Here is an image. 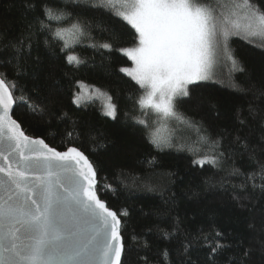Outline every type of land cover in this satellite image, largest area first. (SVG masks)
Masks as SVG:
<instances>
[{
    "label": "trees",
    "instance_id": "16d2710c",
    "mask_svg": "<svg viewBox=\"0 0 264 264\" xmlns=\"http://www.w3.org/2000/svg\"><path fill=\"white\" fill-rule=\"evenodd\" d=\"M24 2L0 0V75L16 102L13 118L29 138L59 152L74 147L91 162L100 201L121 221V264H264V178L250 179L264 162V45L235 35L229 51L242 71L230 62L218 81L189 86L175 101L183 120L164 121L171 146L157 148L151 137L163 119L140 105L145 91L121 71L133 66L122 50L138 46L134 28L100 0H53L65 14L48 22L53 32L85 29L58 39L37 30ZM252 3L264 11V0ZM29 23L31 48L18 54L9 42L26 37ZM69 54L83 63H68ZM81 85L111 97L116 118L98 100L75 102ZM204 158L217 162L194 163ZM217 242L225 247L213 252Z\"/></svg>",
    "mask_w": 264,
    "mask_h": 264
},
{
    "label": "snow or ice",
    "instance_id": "6c2138e0",
    "mask_svg": "<svg viewBox=\"0 0 264 264\" xmlns=\"http://www.w3.org/2000/svg\"><path fill=\"white\" fill-rule=\"evenodd\" d=\"M52 4L53 0H25L24 7L35 13L38 31L52 32L58 39L71 30L85 35L79 23L71 30L57 28L53 32L48 22L61 21L65 14ZM117 4L125 10H116ZM218 4L215 7L199 0H100L97 6L127 21L138 34V46L122 50L135 67L121 71L145 91L139 101L142 107L183 120L176 112L175 100L190 95L188 85L210 78L209 68L218 50L242 71L227 41L241 30L264 36V11L252 0H228L227 4L218 0ZM238 14L246 21L243 25L234 19ZM33 26L27 25L26 37L9 42L18 54L25 47L31 48ZM100 47L110 51L112 45L103 43ZM66 59L70 64L83 63L75 54ZM13 103L12 92L0 75V264H121L124 245L119 219L93 191L95 170L87 157L74 147L59 152L43 139L25 136L10 117ZM106 114L115 119L116 105L109 104ZM137 123L148 127L144 120ZM151 143L157 148L171 146L155 135ZM81 161L87 171L76 170ZM216 162V158L194 161L201 166ZM256 164L259 173L252 174L253 181L257 174L264 178V162ZM260 187L264 189V185ZM224 247L217 242L211 250ZM243 255L246 258L248 253Z\"/></svg>",
    "mask_w": 264,
    "mask_h": 264
},
{
    "label": "rangeland",
    "instance_id": "374dc122",
    "mask_svg": "<svg viewBox=\"0 0 264 264\" xmlns=\"http://www.w3.org/2000/svg\"><path fill=\"white\" fill-rule=\"evenodd\" d=\"M116 8L119 11H124L125 10L124 8H122L120 6V4H117L116 5ZM234 19H237L241 23V25H243L244 23H246V21L239 14L237 15V17H234ZM235 35L240 36V37H242L245 40H248L250 42H253L255 45L257 43L259 45H264V36H262V35H255V36L248 35L243 30H241L239 34H232V35H230V37H229V39L227 41L228 50H229V42H230V40ZM221 39H222V37H221ZM127 58H129V57L127 56ZM130 61H131V63H133V66L132 67H129V68H134L135 67L134 62L131 59H130ZM230 62H231V60H229L227 58V56L222 51L218 50L217 51V55L214 57L213 63L211 65V67L209 68V76H210V78L208 80H204V81H197L196 83L205 82V81H213V82L218 81L219 79L222 78V76H224L225 71H226V69H225L226 68V64L227 63H230ZM125 74H127V73L125 72ZM128 77H130V76H128ZM130 78H132V77H130ZM191 85H194V84H190V85H188V87L191 86ZM80 87H81V92H80V94L77 95V97H79V100L77 102L78 104H80V105H86V103L96 102L98 100L103 105V107H105V112L107 111L108 105L110 104V99L109 98L107 99L106 97H104L103 95H101L99 92L93 91L90 88V86L81 85ZM180 98H184V97H177L176 100L177 99H180ZM76 101H77V99H76ZM149 109H151V108H149ZM151 110H153L156 114H158V117L161 116V118L163 119V121H162V124L163 125L157 126V124L159 122L158 123H156V122L158 120L154 123V127L157 126L158 128L156 127L157 129L155 130V132L153 134L155 136L159 137V138H162L161 140L164 141V142L169 141V135L164 134V131L166 130V125H164V121H165V119L167 117H164L163 114H161V113H157L154 109H151ZM168 118L170 119V118H173V117H168ZM169 119H167V120H169Z\"/></svg>",
    "mask_w": 264,
    "mask_h": 264
},
{
    "label": "water",
    "instance_id": "95a60500",
    "mask_svg": "<svg viewBox=\"0 0 264 264\" xmlns=\"http://www.w3.org/2000/svg\"><path fill=\"white\" fill-rule=\"evenodd\" d=\"M9 91H11V90H9ZM13 96V95H12ZM15 107H16V102L14 101V103L11 105V107H10V110H9V114H10V117H11V119H13L14 120V118H13V114H14V109H15ZM18 123V122H17ZM19 124V123H18ZM19 126H20V124H19ZM20 130L23 132V130H22V128H21V126H20ZM24 133V132H23ZM24 135L25 136H27L25 133H24ZM28 137V136H27ZM32 139V138H31ZM33 140H35V139H33ZM85 156V155H84ZM88 160V159H87ZM89 162V161H88ZM73 164H75V162L73 161L72 162ZM89 163H91V162H89ZM92 165V164H91ZM76 167V170L77 171H79V170H84V171H87V165L86 164H84L83 163V161H81V163L79 164V165H76L75 166ZM92 167H93V165H92ZM94 169V168H93ZM67 175H71V173H68ZM80 179H83L82 177H80ZM84 183H85V186L87 185V181H84ZM97 174L95 173V183H94V186H93V191L96 193V188H97ZM96 195H97V198L99 199V197H98V194L96 193ZM100 200V199H99ZM104 203V202H103ZM105 204V203H104ZM105 206L108 208V206L105 204ZM109 209V208H108ZM117 217H118V215H117ZM118 219H119V217H118ZM119 233H120V236H121V230H122V226H121V221H120V219H119ZM102 242V241H101ZM122 242H123V240H122ZM113 243H116L115 241H113ZM118 246V245H117ZM125 249V248H124ZM123 254H124V252H123ZM123 254H122V257H121V263H122V261H123Z\"/></svg>",
    "mask_w": 264,
    "mask_h": 264
}]
</instances>
